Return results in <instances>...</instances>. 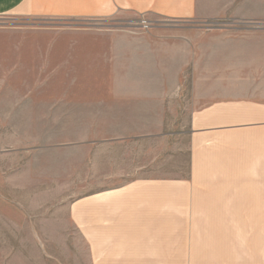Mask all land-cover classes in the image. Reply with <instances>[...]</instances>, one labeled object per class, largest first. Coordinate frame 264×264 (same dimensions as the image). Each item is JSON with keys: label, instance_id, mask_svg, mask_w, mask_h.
<instances>
[{"label": "crops", "instance_id": "1", "mask_svg": "<svg viewBox=\"0 0 264 264\" xmlns=\"http://www.w3.org/2000/svg\"><path fill=\"white\" fill-rule=\"evenodd\" d=\"M122 12L232 23L76 35L95 44L86 48L89 72L119 75L95 104L122 107L117 120L134 123L104 150L152 140L167 121L185 120L187 131L176 134L188 136L189 160L164 178L138 167L117 178L111 172L99 188L89 182L83 196L56 201L54 227L86 229L101 255L96 264H264V81L247 76L264 74V0H0V18L113 22ZM69 183L77 184L76 168ZM0 202L9 207L0 228L17 229L15 217L29 227L30 205L21 200L19 209L14 194Z\"/></svg>", "mask_w": 264, "mask_h": 264}, {"label": "rangeland", "instance_id": "2", "mask_svg": "<svg viewBox=\"0 0 264 264\" xmlns=\"http://www.w3.org/2000/svg\"><path fill=\"white\" fill-rule=\"evenodd\" d=\"M150 19L130 12L119 13L113 22L0 18V199L14 194L19 209L21 200L24 207L30 205L29 227H22L21 218L15 217L17 229L0 228V264L98 263L101 255H93L86 229L54 227L56 201L75 193L83 196L93 188L89 182L99 188L97 184L111 172L117 178L126 169L140 167L142 176L164 178L175 171L176 161L189 160L188 136L176 134L187 131L185 120L167 121L152 140H130L127 146L104 150L108 142L121 139L120 129L129 130L134 123L117 120L122 107L95 104L93 99L103 97L104 86L119 75L89 72L92 52L86 48L95 44L73 40L79 34L171 33L183 27L219 28L232 23ZM247 76L264 81V74ZM106 91L112 94V89ZM185 114L184 108V118ZM74 168L77 184H70ZM11 173H17L12 189L6 180ZM7 209L0 202V225Z\"/></svg>", "mask_w": 264, "mask_h": 264}]
</instances>
